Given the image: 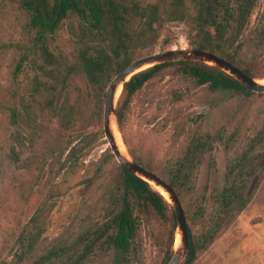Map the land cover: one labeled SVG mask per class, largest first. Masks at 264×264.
<instances>
[{"label": "trees", "instance_id": "obj_1", "mask_svg": "<svg viewBox=\"0 0 264 264\" xmlns=\"http://www.w3.org/2000/svg\"><path fill=\"white\" fill-rule=\"evenodd\" d=\"M1 1L26 20V40L16 60L13 80L23 72L33 49L42 60V64L33 61L39 73L28 95L10 88L9 95L0 97V111L8 115V138L14 144L12 159L31 177L27 181L14 180L19 199L29 204L35 193L43 200L21 225L14 243L0 254V264H145L141 242L145 214L170 224L161 262L167 264L174 252L178 229L173 207L161 192L120 164L101 199L86 202L78 230L71 227L50 243L43 237L48 207L64 194L68 177L89 167L84 158L99 140L105 139L107 89L137 59L134 45L138 40L160 44L168 50L171 40L159 41L166 26L175 22L185 24L190 49L214 53L254 78L253 64L240 55L245 47L244 32L258 0ZM64 25L73 41L71 54L55 53L49 45ZM259 35L264 42V27ZM143 48L147 49L146 45ZM171 66L179 67L197 86L222 93L253 94L232 76L205 63L155 65L124 85L115 112L121 130L133 97ZM94 125L99 132H88ZM235 135L227 139L228 145L236 143ZM225 138L221 133H194L183 155L159 174L180 197H190L185 207L189 248L182 264H196L232 227L252 203L264 177L263 127L249 147L228 164L224 184L214 194L216 209L209 216L208 199L196 195V182L215 142ZM130 152L136 163L156 172L143 164L135 152ZM113 161L117 163L109 147L86 183L101 179Z\"/></svg>", "mask_w": 264, "mask_h": 264}, {"label": "rangeland", "instance_id": "obj_2", "mask_svg": "<svg viewBox=\"0 0 264 264\" xmlns=\"http://www.w3.org/2000/svg\"><path fill=\"white\" fill-rule=\"evenodd\" d=\"M25 23L23 16L0 0V97L7 93L9 95L10 88L27 96L33 87L35 75L39 73L33 61L42 64V60L38 54H34L33 49L23 72L13 80L16 60L26 40ZM263 27L264 0H258L244 32L245 47L240 56L245 62L253 64V79L264 84V42L259 35ZM187 31L185 24L171 23L166 26L159 41L167 38L171 40L168 46L170 50L190 49ZM49 45L55 53H72L73 41L66 25L55 34L53 40L50 39ZM145 45L147 49H142ZM169 49L163 50L160 44L156 46L152 42L145 44L138 40L134 45V54L138 59ZM7 118L8 115L0 111V254H4L14 243L21 225L28 221L43 200L34 193L30 203L26 204L19 199V193L14 188V180L27 181L31 177L25 175L19 164L12 159L14 144L8 138L10 128L7 129ZM263 127L264 93L253 92L247 95L212 91L208 86L194 84L177 66L165 68L133 97L123 130L117 122L128 155L133 159L130 151L135 152L143 164L152 166L158 174L167 171L183 155L194 133L215 136L221 133L226 137V140L215 142L214 151L205 158L196 182V195L208 199L209 216L216 209L214 194L216 188L224 184L228 164L249 147L251 140ZM88 132H99V128L94 125ZM233 133H236V143L230 146L226 141ZM104 140H99L84 158V164L89 167L68 177L64 194L48 207L43 229L47 243L60 239L71 227L77 231L86 202L101 199L114 180L118 161L106 167L101 179L86 183V178L95 172L96 164L109 148ZM180 198L185 208L190 197L184 194ZM143 219L141 242L145 264H161L170 224L152 214H145ZM177 239L180 240L178 230ZM176 244L178 247V240ZM196 264H264V177L249 207L199 257Z\"/></svg>", "mask_w": 264, "mask_h": 264}, {"label": "water", "instance_id": "obj_3", "mask_svg": "<svg viewBox=\"0 0 264 264\" xmlns=\"http://www.w3.org/2000/svg\"><path fill=\"white\" fill-rule=\"evenodd\" d=\"M177 62H199L216 67L228 75L236 79L245 89L255 93H264V84L258 82L256 79L249 77L240 68L232 64L226 59L220 56L202 50L196 49H180L169 50L156 54L147 55L133 61L127 68L119 73L110 83L105 99L104 108V132L105 139L109 147L112 150L118 163L124 167L129 173L143 179L149 183L154 189L159 192H166L169 198L166 199L172 205L176 220L178 231L180 235L179 246L174 248V252L167 264H182L188 254L189 248V233L187 228V220L185 208L178 192L158 173L148 170L147 168L136 163L128 154L123 155L117 142L116 135L112 130V119H116L117 100L116 95L120 87H122L121 94L123 92L124 85L130 81V79L150 67L155 65L177 63ZM147 66V67H146ZM176 244V242H175Z\"/></svg>", "mask_w": 264, "mask_h": 264}, {"label": "bare ground", "instance_id": "obj_4", "mask_svg": "<svg viewBox=\"0 0 264 264\" xmlns=\"http://www.w3.org/2000/svg\"><path fill=\"white\" fill-rule=\"evenodd\" d=\"M146 67H147V66H146ZM262 84H263V83H262ZM121 91H122V87L119 88L118 93H117V95H116V99H118V98L120 97V95H121ZM111 127H112V130L114 131V133H115V135H116L117 142H118V146H119V148H120L122 154L125 155V156H127L128 153H127L126 146H125V144L122 142V137H121V135H120V133H119V131H118V128H117V125H116V122H115L114 119H112V125H111ZM162 192H163V194H164L167 198H169V195H168L166 192H164L163 190H162ZM177 240H178L179 243H180L181 238H180V240H179V239H177ZM177 240H176V242H177ZM175 245L177 246V244H175Z\"/></svg>", "mask_w": 264, "mask_h": 264}]
</instances>
